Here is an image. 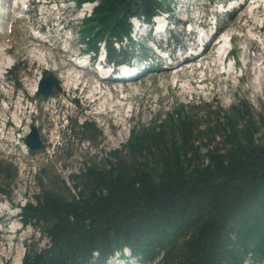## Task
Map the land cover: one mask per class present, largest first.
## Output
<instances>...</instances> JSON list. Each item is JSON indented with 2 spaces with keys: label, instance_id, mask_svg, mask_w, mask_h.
Masks as SVG:
<instances>
[{
  "label": "trees",
  "instance_id": "16d2710c",
  "mask_svg": "<svg viewBox=\"0 0 264 264\" xmlns=\"http://www.w3.org/2000/svg\"><path fill=\"white\" fill-rule=\"evenodd\" d=\"M85 0H79L82 2ZM166 0H100L82 22L87 50L127 37L133 16L149 20ZM177 104L157 122L132 128L121 148L68 179L72 192L44 170L19 221L46 239L21 264H105L127 248L142 264H262L264 146L251 106L207 105L201 121ZM79 126L91 140V122ZM16 173L0 160V196Z\"/></svg>",
  "mask_w": 264,
  "mask_h": 264
},
{
  "label": "rangeland",
  "instance_id": "374dc122",
  "mask_svg": "<svg viewBox=\"0 0 264 264\" xmlns=\"http://www.w3.org/2000/svg\"><path fill=\"white\" fill-rule=\"evenodd\" d=\"M32 1L29 11L22 14V20H15L10 23L9 16L12 15L16 18L20 13H17V11L12 13L10 7H8L9 0H0V29L4 31V34L0 36V44H4L7 48L6 54L17 62L14 73L15 78L21 80V86L25 88L26 76L29 75L31 79H34V71H42L41 74L51 71L54 76L61 77L63 86L65 75H70L72 79L73 76L74 79L80 77L78 83L81 82L85 89L78 86L77 90L68 88L70 90L68 91L66 87H62L61 91L42 99L44 97H36L29 91L30 88H27L25 97L28 101L32 100L30 106L29 103L22 101L25 97L23 98L21 93L14 99L6 101L9 106L8 112H6L3 103V105H0V125H3L5 121H9L8 123L11 124L10 120L13 123V125L11 124L12 128H8L5 133L0 132V160L10 163L16 173L15 180L9 187V195L0 197L1 206L10 205L11 210L15 211L24 202L32 201L33 195L37 193L35 176L39 169L44 170L52 180L54 179L57 186L63 180L72 192V185L68 176L77 174L87 164H98L102 158L108 156L113 150L121 148L122 144L128 139L132 128L149 125L154 121L157 122V118H164V112L171 111L177 104L185 105L187 110L191 109L192 106H197L198 108L191 109L190 113L195 119L201 121L204 119L202 114L207 105L217 102L221 109L227 110L230 106L236 105L238 101H245L251 106L259 127L256 135L257 142L264 146V83L258 86L255 93L249 89V78L251 75L256 78L254 68L258 67L259 63L252 60L251 66L246 68L249 57L255 59L256 55L261 52V50L258 51V47L263 46L261 39L264 38V30L259 31L258 28L262 26L264 29V4H260L258 8H255L254 4L255 9L252 16L248 10L251 0H245L240 10L231 17L224 14L219 17L218 24L224 33L220 36L221 40L223 35H231V56L228 57L227 64L232 62L231 57H233L235 69L228 67L232 72L230 77L227 73L221 74L217 70L214 71V74L210 71H203L206 63L210 62L213 57L200 64L192 61L187 67L185 65L181 68L167 70L158 60H152L146 56H149L151 52L142 42L138 43L141 49L136 48L133 50L125 40L119 49L116 48L117 45H114V47L118 52L125 54V60L130 61L135 66L142 65L144 70L148 71V77L142 74L145 77L138 81L118 87L114 82H100L89 75L88 72L78 71L72 68L68 62L66 63L65 60L69 58L65 54L67 45L69 48L68 55L83 51V45L80 42L82 23L79 15L70 13L69 10L71 9L67 12L60 9L61 22L57 24V16H54L51 11L44 10L41 6L36 7L34 5L36 1ZM58 1L61 2V0ZM221 1L223 0H187V3H184V6L178 7V9L185 10L187 17H194L195 23L200 21L202 26L208 25V28L211 29L209 24L212 19L211 16L214 14L213 10L218 8L216 3ZM179 3V1L166 0L165 8L174 13H172L173 18H176V14L184 16V12H176V5ZM212 3L215 5H212ZM67 6L71 7L72 4L67 3ZM49 8H53V6L51 5ZM10 11L12 14H10ZM43 22L48 23L47 28L42 30L46 36L52 38L51 46L38 44H40L39 49L45 52V56L49 60L47 65L49 71L41 70L40 66L33 61L34 58L31 57L30 52L35 46V42L30 43L31 30L42 27ZM9 23L11 24L10 30L5 33V28ZM63 26L65 30L59 33V29ZM181 31L182 29L179 26L175 27L173 33H170L171 39L168 46L176 42H182L181 34L183 32ZM248 31L254 34L247 36ZM217 36L219 37V35H215V37ZM65 37H70L68 44L65 42ZM250 39H253L254 43L258 45L257 48H254L255 50L251 49L252 40ZM217 46L218 44L215 41L209 44V50L211 48V51L207 50L208 56L217 50ZM143 59L145 61H142ZM194 65L198 70L193 75L190 72L191 66ZM163 69L167 72H161ZM174 73L179 74L180 77L174 78ZM193 76L195 78H192ZM203 76L207 78L205 83H194V86L186 85L189 80L192 79L193 82L200 81ZM104 83H108L114 96L122 97V95H125L127 97L128 101H124L127 102L126 107H113L114 111L107 113L106 105L102 103L104 98L97 100V95V109L92 110V107H88L92 106L87 104L86 100V97L90 95L89 92L98 90L100 84L102 87L106 85ZM121 92L123 93L121 94ZM65 98H75L76 104H70L65 101ZM94 98L88 100L91 101ZM101 104L104 105V108L100 106ZM99 111L100 113H98ZM63 115L67 118V128L65 119L63 122H59ZM19 119L23 120L18 133L19 137H24V134L28 133L32 126L37 129L42 143L38 150L34 152L28 150L27 154L25 152L20 153L18 148L21 145L15 148L11 146L14 143L7 141L12 140L11 132L17 130L14 126L19 124ZM85 121L91 122L99 132L91 140L86 138V135L81 132L78 126ZM20 144H22V139ZM16 212L19 215V209ZM10 213L11 211H5L0 219V264H12L16 250L20 246L23 248V256L25 250H30V248L39 249L46 245V239L42 238L34 228L22 226L18 215L12 218L9 216ZM12 225L18 228L15 233H12L10 229ZM113 256L114 259H108L106 264L120 263L118 259H115V253ZM244 264L249 263L245 262Z\"/></svg>",
  "mask_w": 264,
  "mask_h": 264
},
{
  "label": "bare ground",
  "instance_id": "6f19581e",
  "mask_svg": "<svg viewBox=\"0 0 264 264\" xmlns=\"http://www.w3.org/2000/svg\"><path fill=\"white\" fill-rule=\"evenodd\" d=\"M17 1H20L21 4H24V2L26 0H17ZM13 2H15V0H13ZM97 2H98V0H94L92 2L83 3L80 6L79 9H76L73 6V4H74L73 0H65V6H67V3H71L72 4V6H71V12H74V14L79 15V18H81L83 16H89V14L92 11L91 9H94L98 5ZM258 2H261V3L264 4V0H251V3L249 4V7H248V10H249L250 15L253 14V11L255 9L253 7V5L255 3H258ZM13 6H15L14 3H13ZM62 9H64V7ZM59 11L60 10L55 11L54 8H52V10H51L52 14L54 16H57V19H56L57 24L61 21V19L59 17V15H60V12ZM14 12H15V10H12V13H14ZM17 13H18V11H17ZM220 34H221V32H220ZM253 34L250 31H248L247 36H250V35H253ZM227 36H228L227 34L223 35V37H222L223 40H225V38ZM69 39H70L69 37H66L65 38V42L66 41H69ZM250 40H252V42H251V49L257 48L258 45L254 43L255 41H253V39H250ZM32 42H35L34 43L35 46H34L33 50H30L31 57L34 58L35 62H37L40 67H42L44 70H48V66L47 65L49 63V60L46 58L45 52H43L42 49H39L40 44H38V42L36 43V41H30V43H32ZM261 43L262 44L264 43V39H261ZM225 48H226V45L223 44L221 46V57H219V61L222 58V53H223L222 51ZM65 50H66V48H65ZM259 50H261L260 54L256 55L255 59L249 57V62L247 61L248 63H246V66H247L246 68H248L249 66H251V61L252 60H255V62L259 63L258 67L254 68V70H255L254 72L256 74V78L255 77H252V75H251V77L249 78V81H248V88L251 89L254 93H255L256 89L258 88V86H260L261 84L264 83V48L258 47V51ZM6 60H7L6 63L0 65V95L6 93V94H9L11 96L15 92V87H14V81L10 77V75L8 74L7 67H5V66H9L10 63H11V61H10L9 58H6ZM65 61L67 63V60H65ZM192 61L194 62V60H192ZM219 61L217 59H212V61L207 62L206 65H205V67H204V69H203V71L204 72L210 71L212 74H214L215 73L214 72L215 70H217L219 73H221V69H222L223 73L224 72L227 73L228 77H230V75L232 74V72L230 71V68H228L229 66L228 67H226V66L222 67L221 66V63ZM0 62L2 63V60H0ZM191 67L192 68H191V72L190 73H192L194 75L195 72L198 69L196 68L195 65L194 66H191ZM167 70L163 69V71H161V72H167ZM124 71H125V74L123 75V77H128V79L131 80V81H129L131 83H133V81L137 77H139L141 75V73H136V71H135L134 68H132V69H125ZM257 71H258V73H257ZM33 74H34L33 75V78L34 79H31L30 76L28 75L29 78H28V76H26L27 79L25 78L26 80L24 81V85L26 86V88H28V89L29 88L30 89L33 88L32 91L35 90V86L34 85H35L36 79L40 75V72L34 71ZM173 77L174 78H176V77L179 78L180 75L179 74L176 75V73H174V76ZM79 78L80 77H76V79H74V76H73V79H72V77L70 75H65V84H64V86L61 85V88L62 87H66L67 89L68 88L69 89L72 88L73 90H77L78 89V86H80L81 88H84L85 89V87L83 85H81V82L78 83V79ZM192 78H195V77L193 76ZM58 79L61 81V77H58ZM112 79H117V78H112ZM105 81L108 82L109 80H105ZM206 81H207V78L205 76H203L202 79L200 78V81L193 82V80L191 79V80H189L187 82L186 85H188V86H194V83L201 84V83H205ZM100 82H103V80H100ZM109 83H111V81H109ZM104 84H106V85H104L103 87H102L101 84L100 85L98 84L99 85L98 90H96V91H93L92 90L93 92L92 91L89 92L90 95L88 97H86V100H87V104H91L92 106H88V107H90V108L92 107V110L93 109H97V104H96L97 100L98 99H101L102 100L103 98H104L103 99L104 102H102V103H104V105H106L105 107L107 108V113L110 112V111L113 112L114 111L112 109L113 107H118V108L126 107L127 102H124V101H128L127 100V97L125 95H122V97L121 96L120 97L114 96L112 94L113 91H112L111 88H109L108 83H104ZM69 89H68V91H70ZM84 89H81V90H84ZM195 90H197V88H195ZM122 93L123 92H121V94ZM96 95H97V100H96ZM89 98H94V100L91 102V101L88 100ZM104 105L101 104L100 106L104 108ZM93 107H95V108H93ZM98 113H100V111ZM5 211H6V207L2 205L0 207V213H1L0 216L1 217L4 215V212ZM16 211L17 210L12 211V212L14 213ZM10 215H11V213H10ZM14 227L15 226L12 225L10 227V229L12 230ZM9 240H12V239H9ZM22 249H23L22 246H20L16 250V255H15L14 259H13L12 264H20V261H21V258H22Z\"/></svg>",
  "mask_w": 264,
  "mask_h": 264
},
{
  "label": "water",
  "instance_id": "95a60500",
  "mask_svg": "<svg viewBox=\"0 0 264 264\" xmlns=\"http://www.w3.org/2000/svg\"><path fill=\"white\" fill-rule=\"evenodd\" d=\"M60 90L59 83L53 74L49 73L42 77L37 85V94L39 96H48L53 91L58 92ZM25 146L32 151L38 150L41 147V140L37 129L32 126L28 134L24 138Z\"/></svg>",
  "mask_w": 264,
  "mask_h": 264
},
{
  "label": "built area",
  "instance_id": "2783aa9c",
  "mask_svg": "<svg viewBox=\"0 0 264 264\" xmlns=\"http://www.w3.org/2000/svg\"><path fill=\"white\" fill-rule=\"evenodd\" d=\"M98 2H99V0H98ZM98 2H97V4H98ZM91 10H93V9H91Z\"/></svg>",
  "mask_w": 264,
  "mask_h": 264
}]
</instances>
